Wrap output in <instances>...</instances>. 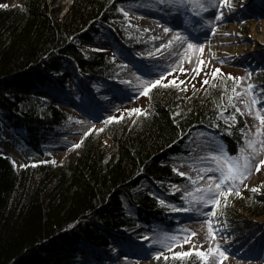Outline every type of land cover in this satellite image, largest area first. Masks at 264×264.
Returning <instances> with one entry per match:
<instances>
[{
  "label": "trees",
  "instance_id": "16d2710c",
  "mask_svg": "<svg viewBox=\"0 0 264 264\" xmlns=\"http://www.w3.org/2000/svg\"><path fill=\"white\" fill-rule=\"evenodd\" d=\"M131 1L138 0H71L66 9L57 0L0 4V142L18 138L45 158L44 143L62 136L72 109L101 123V136L85 134L64 163L42 159L17 167L0 144V264H141L151 249L139 240L182 227L177 217L186 214L174 209L186 207L190 197L170 191L166 182L186 184L178 159L190 152L196 131L212 135L228 159L246 143L248 121L233 102L236 81L230 76L209 85L203 100L196 98V87H187L192 102L184 111L180 80L168 84L170 76L145 92L147 105L127 117L115 110L111 116L118 119L110 121L101 104L90 115L95 85L131 94L113 53L130 50L133 41L112 31V20L122 19V6ZM104 34L113 49L90 56L73 41L102 47ZM139 50L136 60L142 59ZM259 66L252 82L264 100V65ZM69 70L72 76L53 75ZM50 96L74 103L35 102ZM104 137L116 146L108 161ZM236 207L264 215V180L247 197L227 196L219 213L229 220L223 230L230 237L241 231L230 222ZM125 227L137 228L129 235L117 231ZM173 245L155 256V264H203L196 252L173 256Z\"/></svg>",
  "mask_w": 264,
  "mask_h": 264
},
{
  "label": "rangeland",
  "instance_id": "374dc122",
  "mask_svg": "<svg viewBox=\"0 0 264 264\" xmlns=\"http://www.w3.org/2000/svg\"><path fill=\"white\" fill-rule=\"evenodd\" d=\"M22 1L0 0V4L18 5ZM57 2L66 9L71 0ZM122 9L125 14L122 19L112 20V31L117 36L124 35L132 40L133 45L129 49L134 52H111H114L119 66L123 67L122 80L126 92L131 94L108 93L100 89L99 85H95L92 94L96 93L98 97L93 98L91 116L99 113L98 104L104 108L105 116H111L115 110L120 116L133 114L134 108L147 105L143 91L146 83L170 76L183 81H179V96H183L180 110L184 111L192 102L189 92L185 93L187 87H196V98L203 100L209 85L215 84L220 78L228 77L231 73L235 78L230 77L236 81L231 97L248 121V129L245 131L246 143L241 152L231 159L222 154L212 135L205 131H196L190 143V152L178 159L186 184L166 182L170 191L181 192L190 197L186 207L174 209L186 214L177 217L182 227L171 232L158 230L139 240L151 249L147 255L141 257V264H155L156 253L170 251L172 244L173 249L177 251H180V248L208 250L219 244L228 253L222 262L215 254H210L209 260L203 261V264H264V215H249L246 209L236 207L237 214L231 216L230 222L240 226L237 228L241 231L230 237L227 229L223 230L229 220L223 213H219L230 193L226 197H220L218 208L215 204L209 205L201 199L209 195L207 185L220 184L225 191L227 187L232 186L233 193H243L247 197L250 190L264 180V165H259L258 170L256 167L259 160H264V123L259 119V115H264V100L259 98L252 82L253 69L264 65V0H228L227 4H220V0H138L124 4ZM220 12L224 13L222 17ZM209 20L212 21L211 24L208 23ZM245 25L248 26L246 30ZM177 34L180 40L175 39ZM107 37V34L103 35L105 43L102 47L82 45L78 38L73 41L90 56L98 52L96 49H113ZM168 40H172L171 45L167 43ZM187 40H191L196 47L189 48ZM161 44L164 46L161 47ZM200 44H204L203 50L199 48ZM139 48L143 51L142 59L136 60L135 52L138 54ZM181 68L188 71H181ZM216 68L222 71L213 76ZM53 75L72 76L73 73L70 70L54 71ZM205 75L208 78L207 84L204 83ZM116 84L120 85L121 81ZM248 85L252 87L249 88ZM53 100L74 103L69 98L57 96L35 102L42 104ZM123 106L127 107L120 111ZM71 112V121L61 127L62 136L44 145L47 153L45 158L30 150L18 138L7 137L0 144L13 156L17 167L26 161L42 159L64 163L75 150L81 148L82 139L90 129L94 136H101V123L98 119L93 120L86 117L88 113L73 109ZM103 142L109 147L105 156V161H108L116 151V146L107 137H104ZM245 156L251 157L245 178L236 181L234 186L231 180L221 183L227 164L232 159L242 162ZM213 209L216 214L211 217L208 213ZM209 219L213 220V228L217 230L215 237L208 227ZM136 228L125 227L117 231L129 235ZM261 228V233H258ZM117 252L120 253L121 248Z\"/></svg>",
  "mask_w": 264,
  "mask_h": 264
},
{
  "label": "snow or ice",
  "instance_id": "6c2138e0",
  "mask_svg": "<svg viewBox=\"0 0 264 264\" xmlns=\"http://www.w3.org/2000/svg\"><path fill=\"white\" fill-rule=\"evenodd\" d=\"M227 3H228V0H220V4H227ZM121 10H123V9H121ZM223 15H224V13L220 12V16L222 17ZM208 23L211 24L212 21L209 20ZM165 31H168V29H165ZM213 31H215V29H213ZM175 39L180 40L179 34H177ZM186 42H187V45L189 48L196 47L195 45H193L191 40H187ZM167 43L169 45H171L172 40H168ZM163 46L164 45L161 44V47H163ZM199 48L201 50H203L204 44H200ZM201 64H203V61H201ZM181 71H188V69L181 68ZM221 71H222V69L216 68L213 72V76H216V74H218ZM228 75L233 76V74H231V73H229ZM233 78H235V77L233 76ZM162 79H163V77H161V79L154 80L151 83H146V86L144 87L143 91L147 92L154 85L161 83ZM174 82H176L175 78L167 81L168 84H172ZM180 83H183V81H180ZM204 83L205 84L208 83L207 75H205ZM248 87L251 88L252 85H248ZM133 111H136V109H133ZM257 115H259V112H257ZM108 119L110 121H112V120L118 119V117L110 116V117H108ZM259 119L262 123H264V115H259ZM89 131H91V129ZM76 146L77 145H73V147H76ZM250 163H251V157L250 156H245L242 162L238 161L236 159H232L231 162H229L227 164V170H226V172H225V174L221 180V183H223L224 180H231L233 182V186H234L236 181L243 180L245 178L246 173L249 171ZM259 165H264V160H259L258 165H256L257 170L259 169ZM244 186L247 187L246 184ZM206 187L209 190V195L206 197H201V199H204L209 205L215 204L217 208L220 206V197L221 196L226 197L229 193H231L233 191L232 186L227 187V190L225 191L223 188H221L220 184L207 185ZM239 194L243 195V193H239ZM215 214L216 213H215L214 209L210 213H208V215L211 217H214ZM208 227L211 230L212 236L215 237L217 235V230L213 228V220L212 219L208 220ZM192 235H195V233H192ZM182 242H186V241H182ZM193 252L198 253L202 257V259L206 262L209 260L210 254H215L221 262L224 260L225 257L228 256V253L226 251H224V249L222 247H220L219 244H217L216 247L210 248L208 250H203L200 248H189L187 251H184V252H179V251L174 252L173 256L185 257V256L191 255ZM161 255L162 254L160 252L156 253L157 257H160Z\"/></svg>",
  "mask_w": 264,
  "mask_h": 264
},
{
  "label": "bare ground",
  "instance_id": "6f19581e",
  "mask_svg": "<svg viewBox=\"0 0 264 264\" xmlns=\"http://www.w3.org/2000/svg\"><path fill=\"white\" fill-rule=\"evenodd\" d=\"M80 44H82V45H85L84 43H80ZM51 141H47L46 143H44L45 145L46 144H48V143H50Z\"/></svg>",
  "mask_w": 264,
  "mask_h": 264
}]
</instances>
